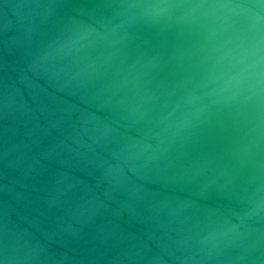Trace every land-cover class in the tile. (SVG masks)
Wrapping results in <instances>:
<instances>
[{"label": "water", "instance_id": "1", "mask_svg": "<svg viewBox=\"0 0 264 264\" xmlns=\"http://www.w3.org/2000/svg\"><path fill=\"white\" fill-rule=\"evenodd\" d=\"M0 264H264V0H0Z\"/></svg>", "mask_w": 264, "mask_h": 264}]
</instances>
